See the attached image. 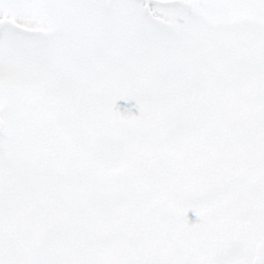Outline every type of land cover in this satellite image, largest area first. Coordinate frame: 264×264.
I'll list each match as a JSON object with an SVG mask.
<instances>
[{
	"label": "snow or ice",
	"instance_id": "obj_1",
	"mask_svg": "<svg viewBox=\"0 0 264 264\" xmlns=\"http://www.w3.org/2000/svg\"><path fill=\"white\" fill-rule=\"evenodd\" d=\"M0 264H264V0H0Z\"/></svg>",
	"mask_w": 264,
	"mask_h": 264
}]
</instances>
